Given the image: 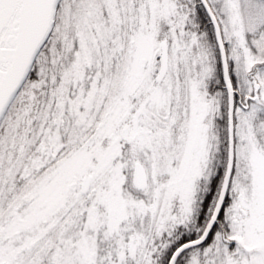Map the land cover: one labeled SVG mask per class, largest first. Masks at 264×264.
<instances>
[{"label":"snow or ice","instance_id":"6c2138e0","mask_svg":"<svg viewBox=\"0 0 264 264\" xmlns=\"http://www.w3.org/2000/svg\"><path fill=\"white\" fill-rule=\"evenodd\" d=\"M0 264H264V0H0Z\"/></svg>","mask_w":264,"mask_h":264}]
</instances>
